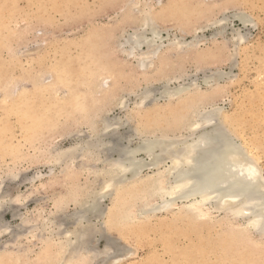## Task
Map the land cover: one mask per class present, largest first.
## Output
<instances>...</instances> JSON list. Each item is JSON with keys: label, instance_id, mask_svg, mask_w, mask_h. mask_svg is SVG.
Listing matches in <instances>:
<instances>
[{"label": "rangeland", "instance_id": "obj_1", "mask_svg": "<svg viewBox=\"0 0 264 264\" xmlns=\"http://www.w3.org/2000/svg\"><path fill=\"white\" fill-rule=\"evenodd\" d=\"M139 1H141V4L137 7L135 3ZM143 1L0 0V28L2 29L0 30V89L3 90L6 82H11L12 79L13 84L11 86L13 90H16V93L18 92L8 100L4 96L5 89L2 91L3 93L0 90V178L2 176V180H8L2 184V188L8 190L12 197L18 196L21 200L18 207H10L2 213L3 218L1 220L8 224L10 235H2L4 237H1L0 240V250L4 246L2 252L9 251L12 257L15 258L18 257L16 253L22 250V247L24 251L20 255H23V257L19 256L21 260L18 264H46L45 261L43 262L39 258L44 246L43 242L33 238L31 234H24L27 228L22 227V222L24 220L29 221L30 218L35 220V217L38 216L36 219H46L48 222L51 223L52 221L54 223L53 225L51 223L50 226L52 232L54 230L55 232L63 231L64 227L69 224L66 217L63 216L74 213L78 206H76V203V205L73 204L74 201H71L65 208L58 209V202L64 199L67 200V196H70L74 190L80 192L79 187L82 190L87 188L90 191L94 187L92 184H95V188H97L100 182V178L97 179L94 173L97 171L96 168H103L102 159L101 161L98 159L100 164L99 162L96 164L92 159L90 161L89 159L92 157L89 158L88 156V158H80V161L77 159L75 162L73 160V162L70 161L67 164H62V162L57 165L49 158L52 155V149L67 150L81 143V141H87L88 136H94V130L91 128L94 125V128L97 129L101 127L102 123L100 121L103 118L113 120L119 117L123 122H126L129 117L131 118L129 119L130 122L127 121L125 127L122 126L118 131L121 135H119V140L122 141V138H125L121 142L122 144L120 143L119 148L126 147L127 144L125 143L130 141L129 144L131 145L139 144V141L143 137L146 139V136L152 138L155 135L161 136L163 134L171 137L170 139L172 137H174L173 139L178 137L180 140H184L182 139L184 137L185 139H187L186 137L189 138L188 131L184 130L185 132H183L170 125L171 123L176 126L173 118L175 117L174 110L180 109H177L179 106L177 102L176 105L171 106L175 101L160 99V91H164L162 87H165V82L174 76L182 74L184 78L169 83L172 88L173 86L182 85L183 81L188 80L187 82L191 83L190 80H192L193 83H197L205 91L208 88L202 80L207 75L210 76L213 74L212 72L217 73V71L232 72L230 78L222 81L217 89L214 91L209 90L212 91L211 93L208 92L211 97L208 96L205 99L206 101H203V109L204 111H210L217 107H223L226 112L234 114L238 118L237 123L241 124L238 131L235 130V133L238 132V134H235L237 135L236 138L239 139L237 142L243 140V138L247 141H250V139L252 141L259 140L261 147H259L260 150L257 147L256 153L254 151V157L258 159L255 162L258 161L257 163L262 169L264 177V0H178L175 7H172L175 0ZM132 2L134 4H131ZM144 4L151 5L157 10H161V8L169 9L168 12L165 10V17H156V22L160 29L168 30L171 37L174 34L181 37L177 29L183 24L185 31L188 30L189 32L185 37L186 41L191 42L196 36L202 37V35L207 39L209 38L208 41H204L205 43H200L199 55L195 54L196 49L193 52H187L185 56L184 54L182 56L179 53L176 54L177 52L169 54L165 51L164 55L168 56L165 62H162L163 65L166 64V69L164 67L165 75H161L159 72L162 68V64H159V62L146 72L142 71L140 67L138 68L136 59L127 58L120 44L124 42V38L128 37V33H134L139 28L137 26H141V20L138 23V19L141 17L139 13L138 16L136 13ZM201 9H214V11L216 9V11L213 14L203 15ZM233 13H245L253 21L252 25L245 27L237 19H232V28L239 30L244 35L243 43L235 47V51H233L234 45L231 41V29L227 31V34L218 36L215 41L213 33L216 31L217 25L210 26L217 20L227 17V15L228 17L234 15ZM189 22L194 24L193 29H188ZM198 26L204 27V32L200 30L199 34L193 33L194 28ZM132 30L134 31L132 32ZM164 36H166V33H164ZM213 46L215 47L213 48ZM222 47H224L225 52L221 55L222 58L217 57L218 49ZM201 53L208 54L206 56L208 59L199 57L202 55ZM51 71L53 74H50ZM99 74L103 76L102 79L100 78V82L104 80L103 78H107L101 84L98 82L102 87L106 86L104 87L106 92L103 94L105 98L101 95L96 96L90 91L93 88L92 84L95 80H98ZM39 75L42 81H40ZM194 78L196 82L193 81ZM32 80L34 82L40 81L46 86L55 82L57 86L48 89V91V87L36 90ZM187 82L184 84H189ZM11 86L9 85L8 88L12 90ZM57 88L59 89L57 90ZM146 88L153 89L154 97L152 96V98L154 99L150 98L142 102L147 106L143 104L146 110V113H144L143 106L141 105L138 108L137 103L141 101L138 96H141ZM10 89H8L9 92ZM203 93L207 94V92ZM122 98L124 99L121 100ZM119 100L124 101V107L126 104L127 108L125 110L120 108L123 105L121 106V103L117 102ZM116 103L120 107H117ZM169 106H171V109ZM135 108L139 109V115H137ZM148 108L149 113H147ZM150 109H156L154 112H163V114L158 115L160 121L153 116V110ZM94 119L96 122L93 121ZM94 122L98 123L95 124ZM91 125L93 127L90 128ZM169 126L170 128L167 129ZM136 131L144 133L140 134L138 132L136 134ZM139 135H141V139L137 138ZM181 135L184 136L180 137ZM127 138H130V141H125L129 140ZM136 139H139L138 142ZM259 151L260 153H258ZM32 157L33 159H31ZM113 157H117L115 153ZM45 160H48V164L45 163ZM85 161H87L86 164L89 168L84 167L86 164L82 166ZM169 164V161H167V165ZM161 167L165 168L164 166ZM86 169L88 170L86 171ZM66 170L67 172H65ZM77 171H79L78 174ZM149 172L152 173L153 170H144L143 174ZM10 173L18 174L17 177L11 178V180L7 179L8 177L3 178ZM95 178L96 182L93 181ZM89 181L92 184L86 186ZM77 182L78 184H76ZM106 200L105 206L110 205L111 200ZM155 200L157 201V199H153L151 202L157 203ZM158 202H160L159 199ZM181 203L180 200H177L175 207L172 209L158 211L155 216L152 215L143 222H141L142 220L138 221L137 226H131L129 230L124 232H119L116 228L108 229L105 232L106 235L104 234L105 236L97 232L93 240L95 245H92L93 251L96 249L97 254L103 252L107 242L104 239L111 238L110 240L113 239L120 245V251H118L120 254L117 256L116 253V257L107 261L95 258V261L92 260L93 262L91 261L92 263L89 264H104L105 262H107L105 264H108V262L114 264L116 261H119V264H223V262L224 264H234L233 260L235 264H264V261H261L264 258V234L252 231L245 235L241 230L244 227L243 217L238 218L239 220L237 218L232 220L234 218H231L232 215H228L224 210L213 208L212 217L209 214L205 218H193L179 213V209L186 202ZM135 210L137 211V209H132L134 213ZM13 212L16 215L15 217L11 215ZM197 220L199 221L197 222ZM180 221L182 222L180 223ZM233 221L235 222L233 223ZM96 222L90 224L88 228L90 229L94 225L93 229L103 228V224L100 223H104L103 221ZM39 232L40 230L38 234ZM22 234H24L23 237H21ZM172 234L174 235L173 240L170 239ZM47 235L50 236L48 233ZM224 236L225 238H222ZM231 236L234 241H230ZM200 237L204 240L210 238L212 241L209 239L206 240L207 242L202 241L203 239L201 240ZM226 237L230 239L228 240ZM15 243L18 244H16L17 249ZM168 243L171 244L170 247H167ZM204 243H206V246ZM217 244L220 246L217 247ZM225 244L227 245L226 248H224ZM200 245L202 246L199 247ZM194 248H196L195 252L192 251ZM201 248L206 249L205 251L208 253ZM226 249L229 252L228 250L225 251ZM231 249L234 250L233 255ZM124 250L126 254H123ZM215 251L217 252L215 253ZM180 252L181 254H179ZM88 253L89 255L92 254L91 252ZM215 255L218 258H215ZM242 256L244 257L242 258ZM73 264L79 263L73 262Z\"/></svg>", "mask_w": 264, "mask_h": 264}, {"label": "bare ground", "instance_id": "obj_2", "mask_svg": "<svg viewBox=\"0 0 264 264\" xmlns=\"http://www.w3.org/2000/svg\"><path fill=\"white\" fill-rule=\"evenodd\" d=\"M177 2H178V0H175L174 3L172 4V7L177 6ZM131 4H134V3L132 2ZM140 4H141V1L135 3V5L137 7L140 6ZM160 5H161V3H160ZM165 10L168 12L169 9L161 8V10H157L153 6L148 5V4H144L143 7L138 10L139 12L136 10L137 11L136 15L139 13V16L141 17V18L138 17L139 19L137 18L138 23L141 20V22H140L141 26H137L139 28L136 27L137 29L135 28L136 29L135 31L132 30V32L134 31V33H132V34L128 33L127 34L128 37H126V39L123 37L124 42H122L120 44V47H121L122 51L127 55V58L131 57L133 59H136L138 68L140 67L142 69V71L147 72L150 70V68L154 67L153 66L154 64H156L158 62H159V64H162V62H165V59L168 57V56L164 55L165 51L169 54L177 52L176 54L179 53V54H181V56H182V54H184V56H185V54L187 52H193L196 49L195 54L199 55L198 50H199L200 43H202L204 41H208V39H209V38L207 39L204 35H202V37L196 36L194 38V40L192 39L193 41H191V42L186 41L185 37L187 36V34L189 32H188V30L185 31V27L183 24H181V26L178 27V29H177L178 32H180L181 37H179V35H177V34H174L171 37L169 34L170 32L168 30L160 29L159 26L157 25V22H156V17H160V16L165 17V14H166ZM201 11H202L203 15L204 14L207 15V14H213L216 11V9H215V11H214V9H207V10L201 9ZM231 16H232V18H230ZM230 17H228V15H227V17H224L220 20H217L216 22H214L210 26L217 25V29H216L215 33H213L214 34L213 37H214L215 41H216V38L218 36H221V35L223 36V35H225V33L227 34V31L229 29H231L230 30L231 31L230 34H232L231 41L234 45L233 51H235L234 50L235 47H238L243 43L244 35L242 33H240L239 30L232 28V26H231L232 25L231 23L233 22L232 19H237L245 27H247V26L249 27L250 25H252L253 21H252V18H250V16L246 15L245 13H238V14L230 15ZM193 25H194L193 23L189 22L188 29H191L193 27ZM185 26L187 27L186 23H185ZM0 30H2V29L0 28ZM200 30H202V32H204L203 31L204 27L198 26L197 28H194L193 33L199 34ZM164 33H166V36H164ZM214 47L215 46H213V48ZM224 47H225V45H224ZM224 47L218 49L219 52H218L217 57H221L223 52H225ZM233 54H235V53H233ZM207 55L208 54H202L199 57L207 58L206 57ZM173 57H174V55H173ZM196 59H197V57H196ZM224 59H226V58H224ZM204 61H205V59H204ZM74 66H76V65H74ZM164 67L166 69V64L165 65L162 64V68L159 71L161 73V75H165L164 74ZM101 71H103V70H101ZM178 71H179V69H178ZM212 73L213 74H211L210 76L205 75L206 77L204 76L205 78L202 80L204 85L207 86V88H208L205 91L202 88H200L201 86L197 85V83H193L192 80H190L191 83L187 82L188 80L186 81L189 84H184L186 82L183 81L182 83L184 85L180 84V85H177L178 87H174V86H173V88L170 87L169 83H172L173 81L177 82L180 79H182V77L184 78V76H182V74H180L179 76H174L172 79L169 77L170 79L167 82H165L166 85L164 84L165 87H162V89L164 88V91H160L161 92L160 93V99H164L165 101H175V103L173 102V104H172V102H170V104H172L171 106H173L174 104L176 105V102L180 106L179 107L177 105L178 106L177 109L178 108H180V109L176 110L174 108L176 111L174 110L175 113L173 112L174 116H175L173 119L175 120L176 126L174 124H171V123H170V125H173V127L180 129V131L181 130L183 132H185L184 130L188 131L187 133H189L188 135H190V136H189V138L186 137L187 139H185V137L182 138L184 140H180L178 137H177L178 139L176 137H175V139H173L174 137H172V139H170L171 137L164 136L163 134L161 136H157V135L153 136L152 135L153 136L152 138L149 136L148 137L146 136V139H144V137H143V139L141 141H139L140 142L139 144L136 143V145H131V144H129V143H131L130 138H127L129 140H125V141H127V142L130 141V142L125 143V144H127L126 147L119 148L120 143L125 139L123 137V135H125V134L122 135L123 138L122 137L121 138L123 140L120 141L119 140L120 134L118 133V131L122 126L126 125L127 121H129V119H131V118L129 117V119L126 122H123L121 120V118H119V117L117 119H113V120L111 118L110 119L109 118H103L100 121L102 123V126L99 127L98 129L94 128L95 125H94V127L92 126L93 122L91 123L92 125L90 126V128L93 127L91 129L94 130L93 131L94 136L93 137L88 136L87 141H84V142L81 141V143L76 144V146L74 145V147L72 146V147L68 148L67 150L56 149V148H55L56 150L52 149V152H51L52 155H51V157L49 156V158H50V160L54 161V164L57 163V165L58 164L60 165V163H62V162H63L62 164H64V163L67 164V162H70V161L73 162V160L75 162L77 159H79V161H80V158H85V157L88 158V156H89V158L92 157L89 160L91 161V159H92V161L93 162L95 161L96 164H97V162H99L98 159L100 161L102 159L101 162L105 167L103 166V168H99V169L95 167L97 169L96 172L94 171L95 169L93 170L95 173L93 171H91L94 173L95 177L97 176V179L100 178L99 179L100 182H99L97 188H95V184H92V182L89 181V184H86V186L90 185V183L92 185H94L93 189L90 188L91 189L90 191L87 190V188H85L86 190L85 189L82 190V188L79 187L80 192L74 190V192L72 194H70V196H67V200L64 199L66 201H64L60 198V201L62 200L63 202L62 201L58 202V205H57L58 209H62V207L65 208L68 205V203L71 201L72 202L74 201L73 204L74 205L77 204L76 206H78L77 210L74 213L70 214L69 216H66V215L63 216V217H66V221L69 222L68 226L64 227L63 231L61 230V232L60 231L55 232V230H54V232H52V230L50 229L52 221L50 223L46 219L45 220L44 219L43 220L36 219V218H38V216L35 217V220L30 218L29 221L24 220L22 222V227L27 228V231L24 234H27V233L31 234L33 238H37V240H40L43 242L44 246H43L42 252L39 256V258L42 259L43 262L45 261L46 264L47 263L48 264H55V263L56 264H73V262H75V263L78 262L79 264H89V263H92L93 261H95V258H97V260L103 259L102 261L111 260L112 258L116 257L115 256L116 253H117V256L120 254L118 252V251H120V249H119L120 245H118V243L115 240L114 241H113V239L110 240L111 238H109V239L105 238L104 240L107 241L106 247H104L105 250H103V252H100L97 254V252H95L96 249H95V251H93L94 249H92V247H93L92 245H94L93 240H94L97 232L99 234L100 233L103 234V236H105L106 235L105 232H107V230L108 229L110 230L111 228H114V229L116 228V229H118L119 232H124L126 230H129L131 228V226L132 227L137 226L138 221L142 220L141 222H143V220L144 221L148 220L150 218V216H152V215L155 216V214L158 211H163V210L168 211L169 209H172L173 207H175L177 200H180L183 204L185 202L187 203V204L185 203V205H183L182 208L179 209V213H181V215L183 214L186 216H192L193 218L197 217L198 219H201L203 217L204 218L207 217L209 214L211 216V212H212L213 208L221 209V210H224L228 215H232L231 218L234 217L232 220H234L235 218L240 219L241 217H243V220H244L243 226L244 227L241 226L243 228H241V227H238V228H241V230L245 233V235L248 233H251L252 231L264 234V177H263V174L261 171L262 169L259 167V165L257 163L258 161L255 162V160H258V159H256L254 157V151L256 153L257 147L259 149V147H261V143L257 139H255L254 141H252L251 139H250V141H247V139L245 140V138H243V137H242L243 140L237 142V140H239V139L236 138L237 135H235V134H238V132L235 133V130L238 131L241 124L237 123L238 118L235 117L234 114H230V113L226 112L223 109V107L222 108L217 107V108L210 110V111H204V109H203L204 102L203 101H206L205 99H207V97L210 96V93L212 92V91L210 92L209 90L211 89L214 91L215 89H217L218 86H220V84L222 83V81L226 80L227 78H230V74L232 72L225 73V72H218L217 71V73H214V72H212ZM50 74H53V72L51 71ZM186 76H188V75H186ZM186 76H185V78H186ZM101 77H103V76H100V74H99V77L97 78L98 80L97 81L95 80V82L93 84L91 83L93 85V88L91 86L92 90H90V91L96 96L101 95V96H103V98H105V96L103 94L106 92V90L104 89V87H106V86L102 87V85H100V84L103 81L105 82L107 78H103L104 80H101L102 82H100ZM39 78H40V81H42L41 76ZM197 78H199V77H197ZM110 79H109V81H110ZM37 80H39V79H37ZM52 80L54 81V78ZM12 81H13L12 79H11V82L7 81L6 84L4 85V88L2 87L3 90L5 89V91H4L5 95L4 96H6L8 98V100L12 96H14V94H18V92L16 93V90H13V87L11 86L13 84ZM40 81H36V82L33 81L32 82L33 86H34V88H36V90L42 89V87H48L47 88V91H48V89L50 90L52 87L57 86L55 84V82H53V84H51L49 86H46V85H44V83H41ZM164 81H166V80H164ZM193 81H195V78ZM96 82L97 83L100 82V84L98 83V85H97ZM198 83H200V82H198ZM9 85L11 86L12 90L10 88H8ZM14 86H15V84H14ZM151 88L150 89L146 88L145 90H143L144 91L143 93L141 92L142 93L141 96H138L141 101L137 103L138 106L134 103L135 106H137L138 108L141 105L143 106V104L146 106V104L145 103L142 104V102L152 98V96L154 97L153 91H152L153 89L151 90ZM8 89H10L12 92H14V91L15 92L14 93H12L11 91L9 92ZM58 89L59 88H57V90ZM3 90H1V92ZM6 91H8V92H6ZM203 92H207V94L203 93ZM208 92H210V93H208ZM52 94H53V92H52ZM123 99L124 98H122L121 100H123ZM152 99H154V98H152ZM117 102H120L121 106L123 105L122 107H120V105L118 106L116 103L117 107H120L122 110H125L127 108L126 104L124 107V103H123L124 101L119 100ZM170 104H167V105H170ZM148 105H149V103H148ZM171 106H169L170 109H171ZM117 107H115V108H117ZM143 109H144V106H143ZM170 109L168 110V108H167L168 111H170ZM128 110L131 111L130 109H128ZM135 110H137V109L135 108ZM148 110H149V108L147 109V113H149ZM154 110H156V109H154ZM154 110L152 111L153 116L157 117V119H158V115L163 114V112H161V111L160 112H158V111L154 112ZM167 110H165V111H167ZM144 111H145L144 113H146L145 109H144ZM136 113H137V115L140 114L139 109L136 111ZM105 115H104V117H105ZM165 115H166V113H165ZM140 116L142 117V115H140ZM146 117H147V115H146ZM148 118H149V115H148ZM166 118H167V116H166ZM174 120H173V122H174ZM93 121H95V119ZM153 122H155V121H153ZM166 122H168V121H166ZM97 123H95V124H97ZM156 127H157V125H156ZM169 128H170V126L167 129H169ZM138 132L136 131L135 133L138 134ZM239 132H240V130H239ZM139 133L143 134L144 132L143 133L139 132ZM91 134H93V133H91ZM183 136L184 135H181L180 137H183ZM238 136L240 137V134ZM242 136H244V135H242ZM89 137H90V139H89ZM131 138L133 139V137H131ZM137 138L141 139L142 137H141V135H139V137H137ZM242 138H240V139H242ZM138 140L136 139L137 142H138ZM128 144H129V146H128ZM54 151H55V153H54ZM114 153L116 154L117 157H113ZM258 153H260V151ZM31 159H33V157ZM47 161L45 160V163H47ZM167 161H169V163H170L169 165H167ZM50 162H49V164H50ZM81 162H83V161H81ZM86 162L87 161H85L84 164L81 163L82 166L85 165ZM93 162H91V163H93ZM99 164H100V162H99ZM86 166L88 167V164H86L84 167L87 168ZM161 166H164L165 168H163ZM97 167H98V165H97ZM85 168H84V170H85ZM87 170L88 169H86V171ZM144 170H147V171L153 170V172L143 174ZM65 172H67V170ZM78 173H79V171H77V174ZM17 174L16 173L15 174L10 173V174H7L8 176L3 177V178L8 177L7 179L11 180V178L17 177ZM58 176H57V178H58ZM37 179H38V177H37ZM5 181H8V180H5V179L2 180V176H1V178H0V240H1V237H4V236H2L3 234H5V235L8 234V236L10 235L8 233V230H9L8 224L5 223L4 220H3L4 222L1 220V218H3L2 213H4V211H6V209H10V207H13V208L18 207L21 203V200L19 199L20 197L17 196L14 198L10 195V192H8V190L6 191L4 187L2 188V184ZM73 181H74V179H73ZM93 181L96 182V178ZM97 183H96V185H97ZM76 184H78V182ZM75 187H73V188H75ZM106 199L111 200L110 205L105 206V201H107ZM153 199H157V201L155 200L157 203H155V202L152 203L151 201H153ZM158 199L160 200V202H158ZM68 200H70V201H68ZM134 206L137 208H135ZM105 207H106V209H105ZM133 208L137 209V211L135 210V213L132 211ZM11 215L14 217L16 216V215H14V212ZM42 215H41V217H42ZM174 215L176 216V214H174ZM48 218H49V214H48ZM58 219H56V220H58ZM208 219H210V218H208ZM175 220H173V221H175ZM60 221H62V220H60ZM96 221H103L104 223L100 222L101 224H103V228H101L99 230L97 228L93 229L95 226L93 224L94 226L91 225L92 228L89 229L88 228L89 225L96 222ZM198 221L199 220H197V222ZM64 222H65V219H64ZM176 222H178V221H176ZM181 222L182 221H180V223ZM234 222L235 221H233V223ZM53 224L54 223H52V225ZM189 225H190V223H189ZM238 225H239V223H238ZM190 226H188V227H190ZM200 226H202V225H200ZM53 227H55V226H53ZM61 228H63V227H61ZM190 229H191V227H190ZM197 229H199V228H197ZM39 230H40V232L38 234ZM96 230H98V231H96ZM236 230H235V233H236ZM47 233L50 234V236L47 235ZM193 233H195V232H193ZM24 234H22L21 237H23ZM187 234H188V232H187ZM184 235H186V234H184ZM173 236L174 235L172 234V237H170V236H168V237H170V239H172ZM239 236H238V238H239ZM202 237H204V236H202ZM228 237H229V235H228ZM228 237H226V239ZM236 237H237V235H236ZM196 238H197V235H196ZM222 238H225V236ZM230 238H231L230 241H232L233 240L232 236ZM230 238H228V240ZM200 239L201 240L203 239L202 241H206L208 239L210 240V238H208V239L205 238L206 240H204V238H201V237H200ZM200 239H199V241H201ZM99 240H100V238H99ZM210 241H212V240H210ZM210 241H208V242H210ZM219 241L221 243V240H219ZM219 241H218V243H219ZM196 242H197V240H196ZM17 243H15L14 245H16ZM199 243H201V242H199ZM224 243H226V242H224ZM204 244L206 246V243H204ZM226 244H225V247L223 245L224 248H226V246L228 245V244L227 245ZM14 245H12V246L14 247ZM17 245H16V249H17ZM170 245L168 243L167 247H170ZM191 245H192V243H191ZM197 245H199V244H197ZM202 245H203V243H202ZM202 245H200L199 247H201ZM233 245H234V243H233ZM19 246H18V249L20 248ZM218 246H220V245L217 244V247ZM2 247L4 248V246H2ZM234 247H235V245H234ZM234 247H233V249H234ZM3 248H2V250H4ZM196 248H198V247H196ZM196 248H194L192 251L195 252ZM21 249L22 250L19 249L20 251H18L16 253L17 254L16 256H18V257H15V258L12 257L11 252H9V251L2 252V250H0V264H18L21 260L20 257L21 256L23 257V255H20V254H22V251H24V250L22 247H21ZM201 249H203V248H201ZM209 249H210V246H209ZM214 249H216V248H214ZM233 249H231L232 250L231 252L234 251ZM106 250L109 253L107 255L105 254ZM203 250L205 251L206 249H203ZM227 250L228 249H226L225 251H227ZM88 252L92 253V254H90L92 256L91 258L89 257L90 255ZM124 252H125V250L123 251V254H126ZM181 252L179 254H181ZM216 252L217 251H215V253ZM228 252H229V250H228ZM13 253H15V252H13ZM206 253H208V252H206ZM233 254H234V252L232 253V255ZM201 257H202V255H201ZM243 257L244 256H242V258ZM215 258H218V257H216V255H215ZM247 258H248V256H247ZM263 259L261 261H264ZM149 260H151V259H149ZM227 260H228V258H227ZM233 262L235 264L234 260H233ZM105 263H107V262H105ZM199 264H201V263H199ZM208 264H210V263H208ZM223 264H224V262H223Z\"/></svg>", "mask_w": 264, "mask_h": 264}, {"label": "snow or ice", "instance_id": "obj_3", "mask_svg": "<svg viewBox=\"0 0 264 264\" xmlns=\"http://www.w3.org/2000/svg\"><path fill=\"white\" fill-rule=\"evenodd\" d=\"M105 254H106V255L109 254V253L107 252V250H106ZM108 264H111V262H108ZM115 264H119V261H116Z\"/></svg>", "mask_w": 264, "mask_h": 264}]
</instances>
